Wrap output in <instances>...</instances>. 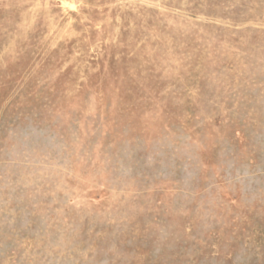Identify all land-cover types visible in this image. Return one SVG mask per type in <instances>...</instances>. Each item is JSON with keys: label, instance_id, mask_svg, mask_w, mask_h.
Listing matches in <instances>:
<instances>
[{"label": "rangeland", "instance_id": "obj_1", "mask_svg": "<svg viewBox=\"0 0 264 264\" xmlns=\"http://www.w3.org/2000/svg\"><path fill=\"white\" fill-rule=\"evenodd\" d=\"M0 264H264V0H0Z\"/></svg>", "mask_w": 264, "mask_h": 264}]
</instances>
